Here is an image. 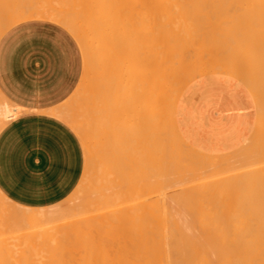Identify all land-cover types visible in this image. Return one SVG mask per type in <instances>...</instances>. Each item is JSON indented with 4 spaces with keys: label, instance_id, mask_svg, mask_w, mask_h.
Segmentation results:
<instances>
[{
    "label": "bare ground",
    "instance_id": "6f19581e",
    "mask_svg": "<svg viewBox=\"0 0 264 264\" xmlns=\"http://www.w3.org/2000/svg\"><path fill=\"white\" fill-rule=\"evenodd\" d=\"M207 1L212 5L213 2H219L220 5L216 4L217 7L213 6V9L211 7L210 11L212 12L211 14H209L206 10L203 11L204 6L202 5H206ZM241 1L245 2V4L249 3V0H80V2H78V5L76 4L77 8L75 11L74 8L70 9L74 11L73 13L70 10H67V7L65 8L66 11L64 7L63 9H60L61 7H53L52 9H48L47 7V9L34 8V10H22L20 12L18 10V12L11 17L8 25L2 30L0 28L1 35V33L6 28H9L23 21H50L64 27L77 40L83 54V78L78 89L70 99L73 100V103H75L74 106L71 105V108H75L76 111H74L77 113L72 115L66 111H56V114L68 125H70V127L76 132L83 146L84 160L86 161V165L81 181L79 182L75 192L71 196L72 199L77 200V202L75 203V207H72L73 209H71V212L68 214V218L64 222V224L61 223L63 226L58 225L60 227L58 228L59 231H57L59 232V235L56 236L50 234L51 241L53 242L50 244V247L54 245V249L58 250L55 252L52 248L54 252L52 251V254H50V256L45 258H43V256H39L41 258H35L34 260L29 259L27 260V263L25 262V264H187V262L183 263L184 261H189L188 264H190L191 261H193V264H195V261H198L201 264V262L203 261L204 264H206L207 262H209L210 258H214L212 254H216L218 256V259L217 257H215L211 262H213L214 264L215 262L219 264V262L222 263L223 261H220L219 259H221V253L224 254L223 251L225 249H222V252L220 250L221 238L223 237L221 235L225 233L223 232V229L227 230L228 226L231 225L230 223H237L239 225L247 224L248 226L233 227L237 230L240 229L244 231V229H249L250 231V224L252 225V227L257 225V227L255 226L254 228L263 231L264 214L261 217L258 215V213H256L257 217L253 219L255 217V212L247 213L248 215L245 212H242L240 213L242 214L241 218L234 221H232L231 219H236L237 216L234 215V218L229 219V217H227V214L224 213L226 216L225 221L219 220L220 222L217 220L211 221L214 220V216H216L214 214L212 215L213 218L211 216L212 219H210L209 221H203L202 219L198 221V218L200 216L198 217L196 212H192V214L190 213V215H192L193 217H190V215L189 217H186L187 219L189 218L190 221L183 217L184 214L178 216L182 211L180 208H183L184 206L178 203L182 202L184 198L186 200V196H188L190 193L185 194L184 197L179 199L180 201H178L177 197L181 194L179 193L181 191H179L180 189L178 190L175 187H183L181 189L185 191L184 186L185 188H187L188 186L189 189V184L191 185L193 182H195L193 184L196 185L198 184L196 182H202V177L203 179L205 178L204 180H206V178L208 179L212 176L214 177L215 174L223 175L229 170H221L217 173L213 172L212 170L213 173L210 174V176H208V173L211 171H209L207 175H201L203 170L197 165L198 163H196L194 165V171L198 167L199 169L195 171L196 173H194V171L192 172L193 165L191 164L195 163L193 162L194 155L190 153L191 151L187 152V150L189 151L188 148L182 149L181 147V150L178 146L179 150H176V152L183 155V159L186 160L185 162H188V160L191 161V163L188 162L187 164L188 167H192V174L189 173L190 170L189 172L185 171L187 175H185L184 177L179 176V178H177V173L182 172V169L180 167L184 162H182L183 159H180V162H178V160L176 159L177 163H179V165H177V163L175 162L178 168V172L177 170L170 168L171 166H175L173 159L177 158L174 157L176 146L174 142L170 143L171 140L168 141L169 138L167 139L166 137L167 131H165L163 127L165 126L163 125V122L168 120L170 121L172 112L171 103L173 102L175 104L176 100L179 97L180 91L189 83L187 82L183 84L182 81L181 83L183 85L180 86L181 88L179 89L178 93L176 92L177 94L175 95V97L172 95L173 92L176 91H174L175 87H177H174V84H178L175 81L182 72H186V75H193V73L194 75H197L198 79L195 82H206L215 79L223 80L220 75H228L234 76L235 78L239 79L240 82L247 83L248 85L251 84L250 88L253 87L252 83L256 82L257 80H259L258 82H260L257 84L260 85L262 83L261 79L258 76H263L264 78V72L262 69V67H264V55L263 53L260 54V51L263 50L262 47H264V27H260V24L258 23L259 17L257 18L256 12L264 21V0L259 3L257 1L256 4L250 0V3L252 4H243V6L245 5L247 7L245 8V12L240 11L243 7L242 3L238 4V2ZM130 4H136L138 8H136L135 5L134 8H131ZM128 5H130V7ZM191 5H194V8L190 7ZM196 5H201V7L203 8L195 9ZM207 6H209V4ZM248 6L251 7L250 11H253L255 14L251 13L248 10L249 15H247V9H249ZM237 7L240 8V13L237 12ZM209 8L210 7H208L207 9ZM215 8H217L218 10H215ZM68 11H70V13H68ZM243 13L245 14V18H243ZM241 14L243 17L239 19V16ZM246 15L247 19L249 20L248 22L252 21V24L256 23L255 26H257V28L259 27L258 31H253V29L256 30L255 26L250 23H247L249 24V26H247L246 23L244 26L242 25L244 24L243 22L247 20ZM251 15L256 19L250 18ZM243 27H245V30L248 28L246 30L248 31L247 33H245L244 29H241ZM240 29V35L243 32L246 35L243 33L244 35H241L242 37H238L239 35L237 34V39H246V36H248V34L250 35L251 33L252 36V33L255 32V35L257 34L256 36H259L260 40L257 38L255 39L258 40L262 47L259 49L260 46L256 44L258 43L256 42L257 40H255L256 43H250V47L246 46L248 41L247 43H245V41H241L240 45V40H238L237 43L234 39V35ZM226 31H228V33H226ZM259 33L260 35H258ZM227 34H229V37L231 35L233 39H231L230 37L231 40H228L229 38L227 37ZM222 38H224L225 40H223ZM210 39H215L217 43L215 41L211 43L209 41ZM207 40L209 43H202L203 41ZM200 42L202 44H200ZM243 42L245 45L243 44ZM197 43L199 44L198 46H196V48L200 47V45V48H203L204 50L205 47H214L217 52L214 53V51H212L213 55H208L207 57L206 55L208 51H206V54L202 52L203 56L205 55V57H203L200 52L197 53V51H200L201 49L198 48L195 51L193 47ZM203 44L205 47L202 46ZM255 44L257 47L255 46ZM209 45L213 46L209 47ZM242 45H244V48H242ZM189 46L190 50L186 48ZM234 49L238 50V52L236 53H239V58L242 60V62L238 63L236 59V57H238V54H235L236 56L234 55ZM185 50V53H191V51H194L196 53L192 56H189V59L186 58V60L191 61L190 63H187V61L185 62V59H178L175 56L178 52H183ZM209 51L211 52V48ZM226 51H229V53L227 55H223V52ZM242 51H245V53H243ZM247 51L248 53H250V55H248ZM185 53L182 54L185 55ZM217 53H222V55L218 57ZM198 54H200L201 56ZM215 54L217 57H214ZM242 55L244 57H241ZM250 56L253 57V60L255 58V63L252 61ZM247 57L249 60L247 59ZM260 57L261 59H263L262 61L261 59H259ZM256 59H258V62H256ZM250 60L252 61V64ZM245 61L248 63L247 67L249 66V64L252 65V71H255L254 67L256 68V66H258V71H256L258 72V74L254 71L251 73H246L247 71H243L242 68H239L240 66H243V64L241 63L244 62L245 64ZM256 63H259L260 65H257ZM238 64H240V66ZM243 68H245L246 70V66H243ZM259 72H261V74ZM252 73L253 75L255 73V76H253ZM181 76H183V74ZM255 77H257L256 81ZM178 81L180 80L178 79ZM258 87L259 86H256V88ZM252 93L258 97L256 98L258 99V117L254 125L253 133H262L264 135V88H261V90L254 88L252 90ZM169 98H171V102H168L170 101ZM165 103H170L171 106L168 105L170 106V108H168ZM1 115L0 126L5 121V115ZM256 141L255 143L253 141V143L257 145L258 141ZM262 142L263 141H261V146L255 147V149L252 151L250 150L251 152H249L247 156H245L244 158L241 157V161L233 166L232 171H236L238 175V181L236 185H239L235 189H230V183L233 182L232 181L229 183L230 179L229 181H226L227 183H229L228 185H230V187L227 189L224 187L223 183L221 184V182L217 180L220 178L215 179L214 177V180L217 181L216 184L219 185L220 183L219 186H223L222 189L212 188L213 186L210 184V186H208L210 187L209 189H207L208 187H206L204 189L207 190L201 191L203 187L201 188L200 186L199 190L196 188L199 185H196V187L191 188L193 190L197 189V191H199L198 193L195 191L196 194L194 191L192 193L195 195L199 194V197L201 195H204L205 193H216L215 198L217 200L219 199L217 198V196L219 197L217 193L223 194L224 192L229 193L230 191L233 194V192L239 191L240 188L248 186L254 191L251 192L253 193L252 196H254L256 199L264 198V142ZM171 154L173 155V157ZM167 155L171 156L173 159L170 160V157L167 158ZM203 155L204 154H202V156ZM170 162H172L171 166L168 164ZM185 164L186 163H184V165L182 166L184 168H187V166L185 167ZM168 165L170 166V169L167 168ZM169 170H172L173 172ZM199 170L201 171L198 172ZM165 171H167L168 177L163 179V175L166 174ZM170 172H176V175L173 174L174 176H171L169 175L171 174ZM204 172L205 171H203V173ZM161 174H163V177L161 176ZM160 176L162 177V179L160 178ZM226 176L231 175L228 174ZM223 177L221 178V181L227 179V177ZM169 181H171L172 183L174 182V192H176L177 195L173 191L172 193L177 196L176 201H178L177 204L179 207L175 208L177 204L169 200V197H171L170 195H172V197L174 198V195L171 194V188H173L172 185V187L168 188L170 194H163L166 199H169H163V201H166L167 204H170L171 208L173 207V205L171 204L174 203V205H176L174 207V210L169 209V205H167L164 209V211L172 210L174 212H164L166 215L167 213L170 214V216H166L164 215V213L159 214L158 211L154 209L153 210L154 212H156L155 214H157V217L159 215H164L167 219L173 216L171 219V221L173 222L170 221L169 224L174 225L175 221V229L171 227L172 229L168 228L167 231L165 230L166 227L164 228V230H159L154 227V224V226H150V222L153 219L152 217H150V221L148 220L149 225H144L146 222L144 223V221L140 218V211L146 207H149V209H151L149 206L150 202H148V206H146L147 204L145 205L147 196L150 197L155 192L159 193L161 186L166 187L165 189L163 188L164 190H166L167 186L172 184L171 182L169 183ZM208 182L210 183L209 179ZM234 187L235 186L233 184L232 188ZM163 189L161 190L162 193L165 192ZM188 189L186 192L190 191V189ZM150 193L152 195H150ZM226 195L224 193L222 198L220 195V200H222L223 198L228 199V197H225ZM229 195H231V193H229ZM204 196L203 197L206 199L205 201H211H208L207 198L209 197L206 198V195ZM243 196L248 197L249 195L246 193ZM172 197L171 199H173ZM231 197L232 196H230L229 198ZM235 198L233 200H235ZM153 199L154 201H156L158 197L156 199L155 196L153 198H150L148 201H153ZM188 199H191V197L189 196ZM203 199L200 198V200ZM230 200L228 199V202ZM0 201H9L2 194V192H0ZM168 201H171V203H168ZM187 201L186 204L188 205L189 203H187ZM225 201H223V204L226 203ZM189 202L191 203V200ZM194 202H196V204L199 203V201L195 198L192 200V203ZM212 202L214 204V200ZM219 202L220 201H218L217 204ZM232 202L233 201H231L230 203ZM235 202L236 200L233 203ZM158 203L157 201L155 203L158 204L156 205L157 210H159L161 205L159 200ZM151 204H153V202H151ZM196 204H194L193 207L190 204V206L188 205L184 207H186L187 210L191 212V210L195 208ZM199 204L196 206L197 208L201 207L199 206ZM206 204L209 205L210 203L205 202V205ZM220 204L222 203H219V206L217 205L218 208L221 206ZM261 205L264 204L261 203ZM15 206L16 207H8L5 209L0 208V212L1 215L3 214L13 222H20L21 226H19L18 223V226L20 227L18 229V226L15 227L14 224H12V221L11 223L6 225V223H3L5 221L2 222L1 220L2 225L0 224V237L5 236L6 234L14 237L18 236L17 234H19L18 237H22L25 236L23 233L25 231L26 236H36L35 238H37L38 235H42L46 231L50 230V232H53L54 230H58L56 229V227H54V225L51 226V223L53 217L61 214V211L59 209L46 211L25 208L17 205ZM164 206L165 203L161 208L162 211ZM224 206L225 205H223L222 207L224 208ZM188 207H191L192 209H189ZM228 207L230 208V205ZM214 208L211 207L212 210ZM199 209L201 210L203 208L201 207ZM199 209L198 211H195L199 212ZM262 209L264 208H260L258 211H263ZM206 210L208 209H205L203 212L207 213ZM231 210L232 209H230V211ZM144 211H142V213ZM189 211H186L188 212L187 215L189 214ZM230 211H228V214ZM175 213H177L178 218L182 217L181 222L187 221V224L191 222V227L181 228V225L177 226L181 223L179 222L178 224L177 219H174ZM194 213L196 215L195 217L193 215ZM260 213L261 212H259V214ZM200 214L201 213L199 212V215ZM203 214L204 213H202L201 215ZM209 214L207 215V217L209 216ZM220 215L222 214H219V216ZM249 215L253 216L252 219H250L251 216L249 218H246ZM204 216L201 218H204ZM219 219H221V217ZM7 221L9 220H6V222ZM157 221L158 220L155 221L156 224L159 222ZM162 221L159 222L161 223V225L159 223L158 225L163 226L164 223H162ZM130 222H132V224L134 223V225H132ZM126 223H128L129 226L126 225ZM196 223H200L201 225L202 223H206V225L211 223L212 226H203L204 224L202 226H198L199 224L196 225ZM214 223L219 224H215L214 227ZM222 223L223 225L222 227H220ZM225 223H229V225L227 224L226 227ZM4 224L5 226H3ZM169 224L167 227L170 226ZM192 224L198 227H193ZM160 226L156 227L160 228ZM163 227L161 229H163ZM21 231L23 232L21 233ZM231 231L233 234L234 231L232 230V228ZM228 233L230 234V231ZM237 233L238 232L236 231L235 234L237 235ZM243 234L244 233H241V235ZM256 234L257 232H255V234L253 235ZM227 236L229 235H225L226 240ZM225 237L223 238L225 239ZM249 237L250 236L245 239H247L246 241L250 242V240L248 239L253 238ZM236 238L238 239V237ZM261 238L264 239L263 234L260 239L257 240V245L262 243L261 240L263 239ZM228 240L231 239L229 238ZM237 241L238 240H235L233 242H235V244H240ZM228 242L230 241H227V244ZM225 243L226 242L222 240V245ZM209 244L215 245V247L213 248L208 246L210 247V249L208 250H211L212 248L210 257L209 253H206V248ZM227 244H225V246ZM228 245L226 247L227 249L230 247V245L232 246V244H230L229 246ZM246 245L247 244H245V246H242L244 248H242L241 246H237L238 248H236L239 249V247H241L240 250H244V252L249 249V251H247L249 254L250 248L245 249ZM251 245L253 244L251 243ZM228 250L229 253H234L232 251H234L235 249L231 250V248H229ZM262 250L264 251V249ZM261 251L260 249H257L256 252L258 253H256L254 250V254L252 253L253 256H251L252 254H249V257H257L259 262L257 264H264V253L259 254V252ZM237 252L238 251H236L235 253ZM247 252H245L244 255H246ZM225 253L226 254L224 256H230L228 252ZM235 253L230 256V258H233L235 256ZM207 254L209 260L206 262L207 259H205V257L207 256ZM241 256L242 255L240 254L239 256L238 253V255L235 257L242 258ZM1 259L3 260V258ZM215 259L217 260L214 261ZM2 260L1 263L4 262ZM237 261L238 260H236V262ZM249 261H252V259L249 258ZM9 263L11 262L9 261ZM223 264L228 263L224 261Z\"/></svg>",
    "mask_w": 264,
    "mask_h": 264
},
{
    "label": "crops",
    "instance_id": "0c3cea01",
    "mask_svg": "<svg viewBox=\"0 0 264 264\" xmlns=\"http://www.w3.org/2000/svg\"><path fill=\"white\" fill-rule=\"evenodd\" d=\"M79 46L65 28L45 20L23 21L0 35V192L14 205L53 206L82 178V143L56 114L82 79ZM257 83L192 82L171 103L168 122L188 149L230 154L254 130Z\"/></svg>",
    "mask_w": 264,
    "mask_h": 264
},
{
    "label": "rangeland",
    "instance_id": "374dc122",
    "mask_svg": "<svg viewBox=\"0 0 264 264\" xmlns=\"http://www.w3.org/2000/svg\"><path fill=\"white\" fill-rule=\"evenodd\" d=\"M251 1H253V3H257V1H258V3L259 2H262V0H251ZM78 2H80V0H0V5H2V10H0V22H2V23H4L3 24V28H1V30L2 29H4L7 25H8V22H10L9 20L11 19V17L14 15V14H16L17 12H18V10H19V12L20 11H22V10H25V11H30V10H34V8L35 9H44V8H48V9H52L53 7L54 8H60V9H63V7H64V9L67 7V10H70L71 8H74V11L76 10V8H77V5H78ZM211 2H213V1H211ZM246 2H248V1H246ZM239 3H242V9L240 10L241 12L242 11H244L245 12V8H247L245 5H248V4H252V3H250V0H249V3L248 4H245V2H238V4ZM77 4V5H76ZM209 4V6H207ZM220 5L219 4V2H213V5L212 4H210V2H208L207 1V3H206V5H204V4H202L203 6H204V9H203V11L204 10H206L207 11V13H209V14H211V12L212 11H210V9H211V7H212V9H213V6H215V7H217V5ZM243 4H245L244 6H243ZM131 5V8H134V5H135V7L136 8H138L137 6H136V4H130ZM130 5H128L129 7H130ZM210 5H212V6H210ZM241 5V4H240ZM127 6V7H128ZM200 6V7H199ZM239 6V5H238ZM251 6V5H250ZM190 7H192V8H194V5H191ZM208 7H210L209 9H207ZM249 7V6H248ZM46 8V9H47ZM201 8H203V7H201V5H196V7H195V9H201ZM250 8L251 7H249V9H247V15H249V12H248V10L250 11ZM219 9H220V7H219ZM239 9L240 8H238L237 7V12L238 13H240L239 12ZM215 10H218L217 8H215ZM65 11H66V9H65ZM72 13L74 12V11H72V10H70ZM70 11H68V13H70ZM255 11V10H254ZM15 12V13H14ZM214 12V11H213ZM251 12V11H250ZM251 13H253V14H255L253 11L251 12ZM244 14V13H243ZM7 15H9V16H7ZM247 15H246V19H247ZM7 16V17H6ZM241 16V17H240ZM239 16V19L240 18H242L243 16H242V14ZM256 16H257V18L259 17V24H260V27H264V21L260 18V16L258 15V13L256 12ZM243 18H245V14H244V17ZM250 18H254V19H256L254 16H250ZM242 20V19H241ZM249 20L247 19V20H245L244 22L243 21H241V22H243L244 24H242L243 26L245 25V23L247 24V23H250V24H252V21L251 22H248ZM240 22V23H241ZM254 22V21H253ZM256 22H257V20H256ZM238 24H239V22H238ZM256 24V23H255ZM255 24H252L253 26H255ZM242 25H241V27H242ZM240 26V25H239ZM247 26H249V24H247ZM251 26V25H250ZM64 28V27H63ZM239 28V27H238ZM245 27H243V28H241V29H244ZM241 29L240 30H238V32L234 35V39H235V41L238 43V40H240V39H237L238 37H240L241 35H244L245 33H247L248 31H246L245 29V33L243 34H241L240 35V31H241ZM255 29L256 30H254L253 29V31H258V29H259V27L257 28V26H255ZM222 30H224V29H222ZM222 32H224V31H222ZM249 32H250V29H249ZM255 32H253L252 33V36H254V37H252L251 36V33H250V35L248 34V36H246V39L245 38H242V40H240V45H241V41H245V43H247V41H248V43H247V45L246 46H248V47H250V43H256V42H258V40L257 39H259L260 37L259 36H256L255 35ZM262 32H263V30H262ZM262 32H260V33H262ZM226 33H228V31H226ZM260 33L258 34V35H260ZM264 33V32H263ZM224 34V33H223ZM222 34V35H223ZM237 34L239 35L238 37H236L237 36ZM228 36V40H231V39H233V37H231V35H230V37H231V39H230V37H229V34H227ZM246 35V34H245ZM221 36V35H220ZM224 36V35H223ZM222 36V37H223ZM242 37V36H241ZM220 38V37H219ZM255 38H257V39H255ZM223 40H225L224 38H222ZM263 39V38H262ZM261 39V40H262ZM76 40V39H75ZM227 40V41H228ZM255 40H257L256 42H255ZM260 40V39H259ZM211 43H213L214 41L217 43V41L215 40V39H210L209 40ZM76 42H77V40H76ZM204 42H208V40L207 41H203L202 43H204ZM263 42H264V40H263ZM262 42V43H263ZM187 43V42H186ZM201 42H200V44H202ZM209 43V42H208ZM77 44L79 45V43L77 42ZM198 44L199 43H197L195 46H193L194 47V49H195V51H196V49H201L200 47H201V45H200V47H197L196 48V46H198ZM206 44V43H205ZM243 44H244V42H243ZM256 44H258L260 47H259V49L262 47V45H260V43L258 42V43H256ZM256 44H255V46H256ZM245 45V44H244ZM244 45H242V48H244ZM252 45V44H251ZM203 47H205L204 46V44L202 45ZM210 46H213V45H209V47ZM214 46H215V43H214ZM263 46H264V44H263ZM80 47V46H79ZM257 47V46H256ZM255 47V48H256ZM187 49H189L190 48V46L189 47H186ZM207 48V49H206ZM211 48V52L212 51H214V53H216L217 51H216V49L214 48V47H210ZM210 48H208V47H205V50L202 48L200 51L198 50L197 51V53H201V55L203 56V54H202V52H204V54H206V51H208L207 52V55H206V57L208 56V55H213V52L211 53L209 50H210ZM212 48H214V49H212ZM238 48V47H237ZM186 49V50H187ZM191 49H192V47H191ZM209 49V50H208ZM239 49V48H238ZM246 49V48H245ZM251 49V48H250ZM258 49V48H257ZM262 49L264 50V47H262ZM186 50L185 51H181V52H178L175 56H176V58H178V59H185V62L187 61V63H190L191 61L190 60H186V58L187 59H189V56H192V55H194V54H196L194 51L192 52L191 51V53H185L186 52ZM190 50V49H189ZM203 50V51H202ZM235 50V49H234ZM233 50V51H234ZM263 50H261L260 52V54H262L263 53V55H264V52H263ZM249 51V50H248ZM248 51H247V53H248ZM254 51V50H253ZM257 51H259V50H257ZM189 52V51H188ZM236 52H238V50L236 49L233 53H234V55L236 54H238V57H236V59H237V61H238V63H240V62H242V60L239 58L240 57V55H239V53H236ZM243 52V51H242ZM251 52H252V50H251ZM255 52V51H254ZM185 53V55H183V54ZM225 53V54H224ZM229 53V51H226V52H223V55H227ZM240 53H241V49H240ZM243 53H245V51L243 52ZM255 54H257V53H255ZM198 55H200V54H198ZM200 55V56H201ZM220 55H222V53L220 54V53H217V56L219 57ZM235 55V56H236ZM245 55V54H244ZM248 55H250V53H248ZM83 56V55H82ZM216 56V54H215V56L214 57H217ZM252 56V55H251ZM250 56V57H251ZM256 56V55H255ZM254 56V57H255ZM260 56V55H259ZM262 56V55H261ZM203 57H205V55L203 56ZM241 57H244L243 55L241 56ZM246 57V56H245ZM249 57V58H250ZM191 58V57H190ZM212 58H213V56H212ZM238 58H239V60H238ZM177 59V60H178ZM194 59V58H193ZM193 59H191V60H193ZM243 59V58H242ZM247 59H248V57H247ZM246 59V60H247ZM251 59H252V61L254 62L255 61V58H254V60H253V57H251ZM259 59H261V57L259 58ZM249 60V59H248ZM247 60V61H248ZM258 59H256V62H258L257 61ZM263 59H261V61H262ZM252 61L250 60V62H251V64H252ZM260 61V62H261ZM259 62V63H260ZM264 62V61H263ZM255 63V62H254ZM257 64V65H260V64ZM241 64H243V66L245 67L246 66V70H245V68H243V66H240V64H238L240 67L239 68H242L243 69V71H247L246 73H251V72H253L252 71V65L251 64H249V66L251 67H247V65H248V63L245 61V64H244V62L243 63H241ZM254 67V66H253ZM258 66H256V68L254 67V69H255V71L254 72H256V71H258V68H257ZM261 67V66H260ZM262 69H263V72H264V67H262ZM260 71H261V69H260ZM257 74H258V72H256ZM260 74H261V72H259ZM183 74V76H181ZM259 74V75H260ZM252 75H253V73H252ZM222 78H223V80H226V81H230V82H234L235 80H239V79H237V78H235L234 76H228V75H220ZM253 76H255V73H254V75ZM256 76H258V75H256ZM260 79H261V84H260V87H259V89L261 90V88H264V87H261V86H264L263 84H264V78H263V76H258ZM82 78H83V73H82ZM256 78L257 77H255V81H256ZM178 79L180 80V81H178ZM198 79V76L197 75H194V73H193V75H191V74H187L186 75V72H182L179 76H178V78L176 79V81L175 82H177L178 84H174V87L175 86H177V87H175V89H174V91L175 92H173V96L175 97V95L178 93V91H179V89L181 88L180 86H182L183 84H185V83H187V82H189L188 83V85L189 84H191L192 82H195L196 80ZM82 80V79H81ZM81 80L78 82V84H77V86H76V88H75V90L72 92V94L68 97V99L66 100V102L61 106V108H60V110H62V111H66V112H68V113H70V114H72V115H74L75 113H77V112H75L76 111V109L75 108H71L72 106L71 105H75V103H73V100H70L71 99V96L76 92V90L78 89V87H79V85H80V82H81ZM186 80V81H185ZM183 81V84L181 83ZM259 80H257L256 82H258ZM239 82H240V80H239ZM178 89V90H177ZM263 90V89H262ZM177 92V93H176ZM171 98H169V100H170ZM72 101V102H71ZM168 102H171V100L170 101H168ZM166 104V103H165ZM167 106L168 105H170V103L169 104H166ZM171 106V105H170ZM170 106H168V108H170ZM75 110V111H74ZM169 112V111H168ZM164 124L163 125H165V126H163L164 127V129H165V131H167L166 133H167V135H166V137H167V139H168V141H170L171 140V142L170 143H172V142H174L175 143V152H174V157H177V158H175V159H173L172 157H173V155H172V157L171 156H168L167 158H169L170 160H174V163L176 162L177 163V160H178V162H180L179 160L181 159H183V155H181V154H178L177 152H176V150H179L178 148L180 147V149H181V147H182V149H186L187 148V146H186V144H185V142L183 141V140H181V138L180 137H178V135L174 132V130H173V128H172V126L169 124V122L168 121H166V122H163ZM167 123V124H166ZM169 132V133H168ZM169 134V135H168ZM262 135V136H261ZM259 136V137H258ZM255 137V138H254ZM258 138V139H257ZM252 139V140H251ZM263 141L264 142V135L261 133V134H254L253 132L252 133H250V135L248 136V138H246L245 139V141H244V143H243V145L238 149V150H236V151H234V152H232V153H230V154H227V155H208V154H204L203 156H202V154H199V153H201L200 151L198 152V150H195V149H189V151L187 150V152H190L191 154H193L194 155V160H193V162H195V163H191V161H188V162H190L193 166V169H192V167L191 166H189L188 167V162H185L186 160H182V162H184V163H186L185 164V167L187 166V168H184L182 165H184V163H182V165H181V169H182V172H179V173H177V178H179V176L181 177H184L185 175H187V173L185 172V171H187V172H189V170H190V174H192V172L194 171V165L196 164V163H198L197 165L200 167V168H202V170L203 171H205L204 173H203V171H202V174L201 175H207V173L209 172V171H211V172H209L208 174V176H210V174H212L213 172H219V171H221V170H229L228 172H226V173H224L223 175H222V177L224 176L225 178L227 177V179L225 180H222L221 181V175L220 174H215L214 175V177H215V179L216 178H220V179H217L218 181H220L221 182V184L223 183V185H224V187L225 188H229L230 187V185H228L230 182H232V183H230L231 184V187H230V189H235L237 186H239L238 184L236 185V183H237V181H238V175H237V172L235 171H232V168H233V166L234 165H236V164H238V162L239 161H241V159L242 158H244L245 156H247L248 155V153L249 152H251L252 150H254L255 149V147H257V146H261V141ZM177 140V141H176ZM251 140V141H250ZM258 142H257V141ZM180 141V142H179ZM253 141H254V143H255V141L257 142V145L256 144H254L253 143ZM262 142V143H263ZM180 143V144H179ZM178 144V145H177ZM255 145V146H254ZM179 146V147H178ZM83 148V147H82ZM181 149V150H182ZM180 150V151H181ZM195 150V151H194ZM251 150V151H250ZM182 152V151H181ZM183 152H184V150H183ZM198 153V154H197ZM179 155V156H178ZM200 155V156H199ZM181 156H182V158H181ZM196 156H199V157H202V158H199V157H196ZM216 156H217V159H216ZM196 157V158H195ZM206 157H208V158H206ZM211 157V158H210ZM242 157V158H241ZM204 158V159H203ZM177 159V160H176ZM198 160V161H197ZM205 161V162H204ZM225 161V162H224ZM168 162H169V160H168ZM173 162V161H172ZM172 162H170V163H168L170 166H171V163ZM204 164H203V163ZM176 163L174 164L175 166H169L168 165V169H174V170H177L178 168H177V165H179V163H177V165H176ZM218 163V164H217ZM200 164V165H199ZM233 164V165H232ZM85 165H86V161L84 160V168H83V173H84V169H85ZM196 165V166H197ZM212 165H213V167H212ZM197 166V167H198ZM170 167V168H169ZM179 167V166H178ZM184 169H183V168ZM199 167L196 169V170H198L199 169ZM210 167V168H209ZM207 168H208V171H207ZM181 169H180V171H181ZM191 169H192V172H191ZM206 169V170H205ZM211 169V170H210ZM167 170V169H166ZM195 170V171H196ZM212 170H213V172H212ZM231 170V171H230ZM168 171V170H167ZM167 171H165L166 172V174H161V176L163 177V179L164 178H167L168 176H167ZM169 171H171V172H173L172 170H169ZM194 171V173H196ZM201 170H199L198 172H200ZM170 172V173H171ZM177 172H178V170H177ZM225 172V171H224ZM164 173V172H163ZM169 173V172H168ZM176 173V172H175ZM175 173H171V174H169V175H176ZM186 173V174H185ZM188 173V174H189ZM206 173V174H205ZM228 174H230L231 176H226V175H228ZM173 175V176H174ZM219 175V176H218ZM160 176V178L162 179V177ZM166 176V177H165ZM171 176H169V177H171ZM213 177V176H212ZM212 177H210V178H208L209 179V181H210V183L208 182V179L206 178V180H204L203 179V177H202V182H196V183H198V184H196L198 187H196V185H194L193 183H195V182H193L191 185L189 184V189H190V191H188V192H186L187 191V189H188V186H187V188H185V186H184V190L185 191H183V189H181V188H183V187H181V188H179V187H175V188H177L179 191H181V192H179V193H181L178 197L177 196H175V194L177 195V193L176 192H174L175 191V188H174V182H175V180H174V182L172 183L171 181H169V183L171 182L172 184L171 185H169V183H168V185L169 186H167V189L168 188H170V187H172V185H173V188H171L170 190H171V194H173L172 193V191L175 193V194H173L174 195V198L172 197V195H170L173 199H171V197H169V196H167V197H169V198H165L164 197V195L163 194H165V193H168V194H170L169 193V189L167 190H164L166 187H164V186H161V188H160V192L158 193V192H155L153 195L150 193V195H152V196H150V197H148L147 196V198H153V197H155L156 196V199H157V197H158V199L156 200L157 201V203H158V200H159V202H160V208H159V210H157V208H156V205H158V204H155L156 203V201H154V199H153V201L152 200H150V201H148L149 199H147L146 198V203H145V205L146 206H148L149 204H148V202H150V208L151 209H149V207H146V208H144L143 210H141L140 212V218L144 221V225H146V226H148L149 225V222H148V220L150 219L151 220V218L150 217H152L153 219L151 220V224H150V226H154L155 228H157V229H159V230H164V228H165V230H167L168 231V228H170V229H175V221H174V225L172 226V225H170L169 224V222L171 221V219H172V217L170 218H167L166 219V216H170V214H168L170 211H172V210H174V207L176 206V205H174V203L175 204H177V202L178 201H180L179 199H181V198H183L184 197V195L185 194H189L188 196H186V200H185V198H184V200L182 201V202H180V203H178V204H181V205H184V206H188L189 204L193 207L194 206V204H196V202H194V203H192V200L195 198L196 200H198L199 201V203H197L196 204V206L199 204V206H201L203 209H199V208H201V207H199V208H197L196 206H195V208H191L192 210H191V212L189 211V210H187V208L186 207H184L183 206V208H186V209H183L182 207L180 208L182 211V213L180 212V215H178V216H181V215H183V217L184 218H186V217H189V215H190V213L192 214V212H196V214L198 215V221H200L201 219L203 220V221H209L210 219H212L213 218V214L214 215H216V216H214V220H211V221H225V214H227V217H229V219H231V218H234L235 216H237L236 217V219L234 218V219H231L232 221H234V220H237V219H240L241 218V215L242 214H240V213H242V212H245L246 214L247 213H254L255 212V217L253 218V219H255L256 217H257V215H256V213H258V215L259 216H263V214H264V209H262L263 211H258L260 208H264V205H261V203H263L264 204V198H260V199H256L254 196H252V194L253 193H251V192H254L252 189H250V187H248V186H244V188H240V190L239 191H235V192H233V194H232V192H230L229 191V193H231V195H229V193H226V192H224L225 193V195L226 194H228V195H226L225 197H228V199L230 200V199H232V200H230L229 202H228V199H225V198H223L222 200H220V195H221V198H222V196H223V194L222 193H217V195H219V197L217 196V198H219V199H217L216 200V198H215V196H216V193H214V194H210V193H205L204 195H206V198L207 197H209V198H207L208 199V201H210V202H207V201H205L206 199L204 198L205 196L204 195H201L200 197H199V194H197V195H195L196 194V192L198 193V191L200 190V186H201V188H202V190L201 191H205V190H207V189H209L210 187H208V186H210V184L213 186L212 188H221L222 189V185H221V187L219 186L220 185V183H219V185L218 184H216L217 183V181L216 180H214V177L212 178ZM223 177V178H224ZM234 177H237V178H234ZM171 179V178H170ZM229 179H230V181H229ZM81 181V180H80ZM213 181V182H212ZM225 181V182H224ZM226 181H229V183H227ZM235 181V182H234ZM225 183V184H224ZM78 184H79V182H78ZM159 184V183H158ZM157 184V185H158ZM203 184H204V186H203ZM216 184V185H215ZM233 184H234V188H232L233 187ZM226 185H227V187H226ZM78 186V185H77ZM77 186L74 188V190L64 199V200H62L61 202H59V203H57V204H55V205H53V206H50V207H47V208H43V209H35V210H46V211H48V210H54V209H59L60 211H61V214H59V215H56L55 217H53V220H52V225L51 226H53L54 225V227H56V229H58V228H60L58 225H60V226H63L62 224H64V222L67 220V218H68V214L71 212V209H73L74 207H75V203L77 202V200H74V199H72V194L75 192V190H76V188H77ZM159 186V185H158ZM177 186V185H176ZM219 186V187H218ZM157 187V186H156ZM191 187H196L197 189H199L198 191H197V189L196 190H193ZM206 187H208L207 189H204V188H206ZM247 187V188H246ZM164 188V189H163ZM249 188V189H248ZM252 188V187H251ZM164 190L165 192H161V190ZM174 189V190H173ZM188 189V190H189ZM192 189V190H191ZM204 189V190H203ZM223 190H224V188H223ZM157 191V190H156ZM159 191V190H158ZM167 191V192H166ZM195 192V194H193L192 192ZM249 193H248V192ZM185 192V193H184ZM157 193V194H156ZM161 193V194H160ZM244 193V194H243ZM248 194L249 196L247 197H245V196H243V195H245V194ZM168 194H165V195H168ZM209 194V195H208ZM241 194V195H240ZM148 195H149V193H148ZM160 197H159V196ZM210 195H211V197H210ZM235 195V196H234ZM163 196V197H162ZM191 197V199H188V197ZM230 196H232L231 198H229ZM176 197H177V199H178V201H176L177 199H176ZM213 197V198H212ZM235 198V200H236V202L235 203H233L235 200H233L234 198ZM162 198V199H161ZM193 198V199H192ZM200 198L201 199H203V200H200ZM163 199L165 200H171V201H173L174 203H172L171 205H173V207L171 208V206H170V204H167L166 203V201H163ZM187 199H188V201H187ZM214 200V204L216 205H214L213 204V200ZM244 199V200H243ZM255 199V200H254ZM191 200V203L189 202ZM225 200H227V201H225ZM242 200V201H241ZM258 201V203H257V201ZM261 200H263V201H261ZM163 201V202H162ZM171 201H168V203L170 202L171 203ZM186 201H187V203H189L188 205L186 204ZM216 201V202H215ZM218 201H220L219 203H222V204H220L221 206V208L219 207H217V205L219 206V203L217 204V202ZM223 201H225L226 203L225 204H223L224 202ZM231 201H233L232 203H230ZM240 201H241V203H240ZM151 202H153V204H151ZM205 202L206 203H210L209 205H210V207H209V205H205ZM229 204H228V203ZM238 202V203H237ZM249 202V203H248ZM254 202V203H253ZM259 202H260V206H259ZM164 203H165V206H164V208H163V211L161 210V208L163 207V205H164ZM203 203V204H202ZM212 203V204H211ZM253 203V204H252ZM178 204H177V206L175 207V208H177V207H179L178 206ZM232 204V205H231ZM234 204H236V205H234ZM256 206H255V205ZM63 205V206H62ZM153 207H152V206ZM167 205H169V209H172V210H169V211H167V210H165L164 211V209H165V207L167 206ZM189 205V206H190ZM223 205H225L224 206V208L222 207ZM230 205V208L228 207ZM238 205V206H237ZM243 205V206H242ZM251 205H253V206H251ZM205 207V209H208V210H206L207 211V213H205V212H203L205 209H204V207ZM208 206V207H207ZM214 206H215V208H214ZM248 206V207H247ZM251 206V207H250ZM255 206V207H254ZM8 207H16L14 204H12V203H10L9 201H4V202H1L0 201V208H8ZM73 207V208H72ZM211 207H213L214 209L212 210L211 209ZM239 207V208H238ZM243 207V208H242ZM189 208V207H188ZM189 208V209H190ZM229 208V209H228ZM235 210H234V209ZM244 208H245V210H246V208H247V210L245 211L244 210ZM255 208V209H254ZM258 208V209H257ZM156 210V211H158V213L159 214H163L164 212H168L167 213V215L164 213V215H166V216H164V215H159L158 217H157V214H155L156 212H154V210ZM167 209V208H166ZM198 209L200 210L199 212L202 214V213H204L203 215H199V212H197L198 211ZM218 209V210H217ZM220 209V210H219ZM230 209H232L231 211H230ZM236 209H239V210H236ZM66 210V211H65ZM145 210V211H144ZM148 210V211H147ZM184 210H186V211H189V214L187 215V213L188 212H186V211H184ZM195 210H197V211H195ZM226 210V211H225ZM142 211H144L143 213H142ZM160 211V212H159ZM202 211V212H201ZM215 211H216V214H215ZM221 211V212H220ZM225 211V212H224ZM228 211H230L231 212V214H230V212H229V214H228ZM257 211V212H256ZM151 212V213H150ZM174 211H172V213H173ZM183 212H186V213H183ZM210 214H209V213ZM212 212V213H211ZM214 212V213H213ZM220 212V213H219ZM234 214H233V213ZM259 212H261L260 214H259ZM152 213H154V214H152ZM222 214L223 216H224V218H223V216L222 215H220L219 216V214ZM225 213V214H224ZM236 213H237V215H236ZM239 213V214H238ZM244 213V214H245ZM209 214V216L207 217V215ZM262 214V215H261ZM63 215V216H62ZM172 215V214H171ZM194 215V217L196 216L195 215V213L193 214ZM204 215H206V216H204ZM235 215V216H234ZM248 215V214H247ZM164 217V219H163V217ZM178 216H177V213H175L174 214V219L176 220L177 219V221H178V224H179V222L181 223V224H179V225H177V226H180L181 225V228L183 227V228H185V227H191V222L190 223H188L187 224V221H183L184 223H186V224H184L183 222H181V219H182V217H180V218H178ZM192 215H190V217H191ZM204 216V218H201V217H203ZM211 216H212V218H211ZM231 216H233V217H231ZM251 216V217H250ZM253 216H254V214H253ZM252 215H249V216H247L246 218H249L250 217V219H252V217H253ZM0 224H1V220H2V222L3 221H5V222H3V223H6V225L7 224H9V223H11V221L12 220H10V219H8L6 216H4L3 214L1 215V212H0ZM4 217V218H3ZM193 217V216H192ZM221 217V219H219ZM264 217V216H263ZM146 218H148V219H146ZM207 218V219H206ZM215 218H217V219H215ZM222 218H223V220H222ZM4 219V220H3ZM162 219H163V221H162ZM170 219V220H169ZM187 219V218H186ZM185 219V220H186ZM229 219H226V220H229ZM6 220H9V221H7L6 222ZM149 220V221H150ZM156 220H158L159 222H161L162 221V223H164V225H166V226H164L163 224V226H160L161 225V223H159L158 221V223L160 224V225H158V223L156 224L155 223V221ZM187 220H189V218L187 219ZM192 220V219H191ZM196 220V219H195ZM195 220H193V221H195ZM154 221V222H153ZM168 221V222H167ZM190 221V220H189ZM197 221V220H196ZM219 221V222H220ZM167 222V223H166ZM171 222H173V221H171ZM16 221H12V224H14V226L15 227H17L18 226V223H19V226H21L20 224V222H17L16 224ZM62 223V224H61ZM129 223V222H128ZM128 223H126V225H128ZM131 224H132V222H130ZM166 223V224H165ZM177 223V222H176ZM131 224H130V226H131ZM136 224V223H135ZM154 224V225H153ZM168 224L170 225L169 227H167L168 226ZM197 224H199L198 226H200L201 224L200 223H196V225ZM204 223H202V225H203ZM215 224H217V223H214V227H215ZM219 224V223H218ZM217 224V225H218ZM226 224V225H225ZM224 225L227 227V224L229 225V223H225ZM231 225H229L228 226V229H230V230H226V229H223L224 231L223 232H225V233H223L222 234V230H221V236H223V237H225V235H229L230 236V234H231V236L229 237V236H227V240H226V237H225V239L222 237L221 238V244H220V250H221V252H222V249H224V254L223 253H221V259H219L220 261L221 260H223L222 261V263L221 262H219V264H223L224 263V261L225 262H227L228 264H257V263H259L258 262V259H257V257L255 256V257H251V256H253V254H254V250H255V252H256V250L257 249H260V251L262 250V249H264V239L263 238H261V239H263V240H261L262 241V243H260L259 245H257L258 244V239H260V237L262 236V234H263V237H264V229H263V231L262 230H259V229H255L254 227L256 226L257 227V225H255L254 227H252V225H250L249 224V227H250V231H249V229H244V231L243 230H240V229H234L233 227H248L247 226V224L245 225V224H233V223H230ZM2 225V224H1ZM56 225V226H55ZM132 225H134V223L132 224ZM185 225V226H184ZM196 225H194V224H192V226L194 227H198V226H196ZM201 225V226H202ZM206 225V223L203 225V226H205ZM222 225H223V223L220 225V227H222ZM3 226H5V224L3 225ZM18 226V229L20 228ZM58 226V227H57ZM129 226V225H128ZM156 226H160V228H158V227H156ZM176 226V227H177ZM206 226H212L211 225V223H209L208 225H206ZM225 226H223V227H225ZM163 227V229H161ZM172 227V228H171ZM230 227V228H229ZM252 227V228H251ZM178 228V227H177ZM231 228H232V230L234 231L233 232V234H232V231H231ZM254 230V231H253ZM255 230H257V231H255ZM56 231V232H55ZM57 231H59V229L58 230H54L53 232H50V230L49 231H46V232H44L42 235H38L37 236V238H35L36 236H26V234H25V231L23 232V231H21V233L23 232L24 233V235L25 236H20V237H18L19 236V234H17L18 236H9L8 234H6L5 236H1L0 237V264H3V263H5V262H7L8 264H15V262H16V264H25V262L27 263L28 261L27 260H29V259H32V260H34L35 258L37 259V258H41V257H39V256H43V258H45V257H48V256H50V254H52L51 252L53 251V249L55 248L54 247V245L52 246V247H50L51 245V243H53L52 241H51V237H50V234L51 235H59V232H57ZM230 231V234L228 233ZM236 231L238 232L237 233V235L235 234L236 233ZM248 231H249V233H248ZM252 231H253V233H252ZM240 232V233H239ZM255 232H257V234L256 235H253V234H255ZM259 232V233H258ZM261 232V233H260ZM263 232V233H262ZM241 233H244L243 235H241ZM239 234V235H238ZM246 234V235H245ZM249 234H251V235H249ZM259 234H260V237H259ZM245 235V236H244ZM250 236L249 238H253V239H248V240H250V242L249 241H246L247 239H245V238H248V236ZM56 236H52V237H56ZM238 237V239L236 238V237ZM239 236H241V237H239ZM242 236H244V237H242ZM247 236V237H246ZM259 237V238H254V237ZM32 237V238H31ZM39 237V238H38ZM231 239V240H228L229 238ZM233 237H235V238H233ZM233 238V239H232ZM241 238V239H240ZM35 239V240H34ZM256 239V240H255ZM222 240H224L226 243L225 244H227V241H232L231 243L230 242H228V244L230 245V244H232V246L230 245V247L229 248H231V250L232 249H235L236 251H238L237 253H235L236 251L234 250V251H232V252H234L235 253V256H237L238 255V253H239V256H240V254L242 255L241 257L242 258H239V257H231L232 258V260H231V258H230V256H232L234 253H229V248L227 249L226 247H227V245L225 246V244H223L222 245ZM235 240H238L237 242H239L240 244H235V242H233V241H235ZM244 241H245V243H244ZM260 242V241H259ZM249 243H250V245H249ZM251 243L253 244V245H251ZM257 243V244H256ZM54 244H55V242H54ZM235 246H234V245ZM242 244V245H241ZM244 244V245H243ZM245 244H247L246 245V247H245V249H248V248H250V257H249V254H248V252L247 251H249V249L248 250H246L245 252H247L246 253V255H244L245 254V252H244V250H240L241 249V247L242 246H245ZM256 244V245H255ZM261 244H262V246H261ZM181 245V244H180ZM212 244H209V245H207V250H206V253L208 252L209 253V257H210V254L212 253V248L213 247H215V245H212ZM228 245V246H229ZM208 246H210V247H212L211 248V250H208V249H210V247H208ZM237 246H241V247H239V249H237L238 247ZM222 247V248H221ZM237 247V248H236ZM53 248V249H52ZM242 248H244V247H242ZM253 250H252V249ZM51 250V251H50ZM58 249H54V251L56 252ZM214 250V249H213ZM53 251V252H54ZM259 251V250H258ZM49 252V253H48ZM225 252H228V254L230 255V256H228V255H226V256H224L226 253ZM231 252V251H230ZM48 253V254H47ZM256 253H258V252H256ZM255 253V254H256ZM260 253H264V251L262 250L261 252H259V254ZM47 254V255H46ZM54 254V253H53ZM56 254V253H55ZM206 256V255H205ZM204 256V257H205ZM212 256L215 258V257H217V259H218V256L216 255V254H212ZM211 256V257H212ZM246 256V257H245ZM248 257V258H247ZM1 258H3V260L1 259ZM214 258H210V260H209V258H208V254H207V256L205 257V259H207L206 260V262L209 260V262H205L206 264H214L213 262H211ZM236 258V259H235ZM249 258H251L252 259V261H249ZM254 258V259H253ZM217 259H215L214 261H216ZM1 260L2 261H4L3 263H1ZM7 260V261H6ZM18 260H20V261H18ZM236 260H238L237 262H236ZM9 261L11 262V263H9ZM205 261V260H204ZM185 262H187V264H188V262L189 261H184L183 263H185ZM193 261H191L190 262V264L192 263ZM201 262V261H200ZM203 262V261H202ZM202 262H201V264H202ZM7 263H5V264H7ZM195 264H200L198 261H195L194 262ZM193 264V263H192ZM203 264H204V262H203ZM215 264H218V263H216L215 262Z\"/></svg>",
    "mask_w": 264,
    "mask_h": 264
}]
</instances>
